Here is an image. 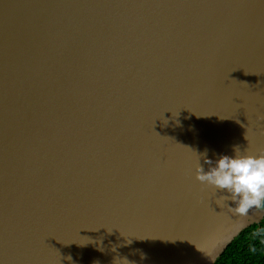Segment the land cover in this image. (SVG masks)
Listing matches in <instances>:
<instances>
[{"label": "water", "instance_id": "1", "mask_svg": "<svg viewBox=\"0 0 264 264\" xmlns=\"http://www.w3.org/2000/svg\"><path fill=\"white\" fill-rule=\"evenodd\" d=\"M235 145L264 0H0V264H214L264 218L195 178Z\"/></svg>", "mask_w": 264, "mask_h": 264}, {"label": "clouds", "instance_id": "2", "mask_svg": "<svg viewBox=\"0 0 264 264\" xmlns=\"http://www.w3.org/2000/svg\"><path fill=\"white\" fill-rule=\"evenodd\" d=\"M233 152V155L219 154L215 160L207 154V149L199 155L195 153V178L201 184L228 194L216 198L221 208L226 205L235 214L246 215L252 207L264 208V152L241 151L238 145L233 146ZM201 156L209 166L207 170L200 163ZM228 200L233 201L235 206L227 205ZM67 259L72 258L68 256ZM123 259L129 264L126 258Z\"/></svg>", "mask_w": 264, "mask_h": 264}, {"label": "trees", "instance_id": "3", "mask_svg": "<svg viewBox=\"0 0 264 264\" xmlns=\"http://www.w3.org/2000/svg\"><path fill=\"white\" fill-rule=\"evenodd\" d=\"M214 264H264V218L236 236Z\"/></svg>", "mask_w": 264, "mask_h": 264}]
</instances>
